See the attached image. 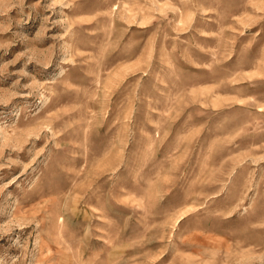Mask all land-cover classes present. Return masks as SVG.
Segmentation results:
<instances>
[{
  "label": "rangeland",
  "instance_id": "1",
  "mask_svg": "<svg viewBox=\"0 0 264 264\" xmlns=\"http://www.w3.org/2000/svg\"><path fill=\"white\" fill-rule=\"evenodd\" d=\"M0 264H264V0H0Z\"/></svg>",
  "mask_w": 264,
  "mask_h": 264
}]
</instances>
